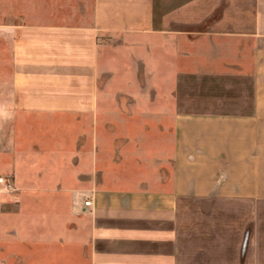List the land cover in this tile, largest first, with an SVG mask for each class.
Instances as JSON below:
<instances>
[{
    "label": "crops",
    "instance_id": "0c3cea01",
    "mask_svg": "<svg viewBox=\"0 0 264 264\" xmlns=\"http://www.w3.org/2000/svg\"><path fill=\"white\" fill-rule=\"evenodd\" d=\"M28 2L29 20L2 28L8 112L94 130L103 93L116 128L80 141L76 184L50 190L87 223L84 264H264V0ZM101 36L125 43L110 61ZM131 113L173 114V141L125 139L115 117Z\"/></svg>",
    "mask_w": 264,
    "mask_h": 264
},
{
    "label": "rangeland",
    "instance_id": "374dc122",
    "mask_svg": "<svg viewBox=\"0 0 264 264\" xmlns=\"http://www.w3.org/2000/svg\"><path fill=\"white\" fill-rule=\"evenodd\" d=\"M29 18L28 0H0V264H84L87 223L74 216L72 210L69 215L68 195L50 190L57 181L75 183V178L69 175L77 169L80 141H118L116 128L111 124L112 112L108 111L110 101L101 94L94 130L82 128L76 117L8 112L14 34L2 28L27 22ZM124 44L112 36H101L99 40L100 50L109 57L108 61ZM100 60L101 68L105 67V60ZM119 72V83L124 85L127 72ZM140 79L141 85L154 87L153 82ZM166 104L170 109L173 98L168 97ZM128 117L131 121L124 122ZM115 120L120 121L117 132L129 141H167L168 145L173 141L174 115L171 113H131L118 115ZM261 132L264 141V129ZM170 169L168 165L167 170ZM55 171L60 176L55 178ZM222 180L214 179V182ZM63 235L68 242L62 240ZM64 249L71 253V258L65 261Z\"/></svg>",
    "mask_w": 264,
    "mask_h": 264
}]
</instances>
